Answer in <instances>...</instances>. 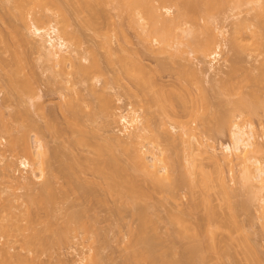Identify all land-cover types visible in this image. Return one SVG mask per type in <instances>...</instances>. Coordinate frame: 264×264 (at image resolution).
Returning <instances> with one entry per match:
<instances>
[{
	"label": "rangeland",
	"instance_id": "rangeland-1",
	"mask_svg": "<svg viewBox=\"0 0 264 264\" xmlns=\"http://www.w3.org/2000/svg\"><path fill=\"white\" fill-rule=\"evenodd\" d=\"M2 1L4 0H0V5L5 2ZM108 3L106 4L104 1L103 4V2H101V7L99 5V9H102L100 14L102 13L103 17L101 18L99 15V20L97 18V21L94 19V21H96L94 24V21L92 20V26L84 24L89 17L88 12L84 11L78 15L72 14L70 19L71 26L68 27V29L73 31L76 30L80 34V36H78V38L80 37L78 40L80 45L77 47L72 46V49H75L76 51L74 56L79 58L85 65L89 64V60L90 62L91 60L93 62V59H97L100 62L101 68H98V71L97 69L93 70L92 68V74L93 72L95 73L92 77V89H95L106 96L108 107L107 113L100 110V101L93 91L91 93L89 83L79 81V78L76 75H56L60 67H54V61H46L38 51L36 52L35 41L28 33L26 26L20 22L19 15L16 16L18 11L14 12L10 10L9 12L8 9L6 11L1 7L2 5L0 6V223L2 224L0 230L5 227L4 225L9 224L7 228H4V230L6 229L4 232L3 230L0 231V264H8V262H10L9 264H15L18 262L19 257L16 262L14 261L15 259L13 260L15 253L17 256L19 254L22 255L26 262L28 259H30L29 261L31 262L33 261L31 259H34L35 264H124L128 250L130 252L129 245H131L134 240L132 235L136 231L134 233L132 232L137 229L136 226H138L139 223L138 208L147 206L146 204L151 207L148 206L150 208L148 217L153 221H151L152 223L149 228L154 225L151 229L154 228V231L157 233V237L155 235L154 238H156H153L154 240L152 242L154 243L152 245H155L154 254L157 259H173L172 261L177 259V261H180V263L178 261L177 264H196L197 262L199 263L200 260H202L201 264H264V220L261 216L264 213V209L260 208V202L257 201V197L264 198V189L260 190V186H258L260 183L257 181H254L252 188L250 187L251 185L248 187L246 184L244 185L246 186L244 188L242 185L244 180L240 181V179H242L240 174L242 171L240 160L238 161L234 159L230 164H227L222 160L221 152L223 147L231 142L228 122L222 126L224 130L220 133H215L213 130H208L207 132L206 129H203L202 131V128H204V126L206 127L208 123L212 127L214 125L216 127L217 122L218 125L221 123H219L220 121H218L213 113H207L203 105L201 108V104L198 103L199 101H196V96L198 95L197 92L194 91V95L197 94L196 96L193 95L194 100L196 99V103H193L194 105L191 113L189 112L188 115L184 114L185 116L181 114L182 116L180 115L178 118L173 119L175 120L173 122H190L192 127H195V124H201L200 126L198 125L200 128L196 130V137L184 135L182 138L184 141L186 139H188V142L191 141L192 148L189 149L186 147L187 141L186 143H181L180 140L177 139L174 145L160 143V146L156 149L155 147L152 148L153 141L155 140L154 138L147 139L146 136H144L143 139H139L142 145H145V148H147L149 144H152L147 149L151 147L149 150L151 151V149H153L152 151L162 159L158 166H168V171L172 172V175L168 178L169 180H175L176 178H178L179 181L184 180V183L181 182L183 183L181 184L182 186L179 185L180 182H177L179 188L177 186V190H175L176 193H173L174 195L176 194L175 196L173 195L171 197L163 191L154 192L152 190H148L149 197L144 199L130 198L125 193L118 195L114 189L107 188V180L94 171L93 164L92 168L91 166L89 167L86 165V161H88L87 159L92 158L95 161L101 162L108 158V154L98 153L97 148L99 146H103V148L108 146L107 148H110L111 152L121 161L127 160L128 148L130 146L126 144L129 140L127 139L126 142L124 128L117 121L120 114L130 112L129 104H131L132 110L137 112L136 115L139 114L142 121L148 118L147 108L143 99L141 97L138 98L133 95H128L126 90L128 80L125 73L124 58L126 56V51L128 50L127 40L129 39L132 42V48L134 51L140 48V44L135 31H131L129 28L127 29L128 24L124 19L125 16L124 18H120V16L118 17L117 13L119 11H117L116 8H113L114 5L112 3L113 6L110 2ZM6 6L4 4L5 8H7ZM30 8H27L26 11L29 12ZM53 8L50 6V10L46 11L52 19L49 20L50 22H47V20L45 22V20H43V24L42 22L39 24L41 28L47 29L52 24L57 26L58 29L62 27L61 22V24H58L59 19L57 20L58 16ZM250 8L252 9L250 5L243 6L238 15L235 14L236 12L225 13L223 14L224 16L222 15L223 17L219 16V19H215V22L212 23L213 32L217 36L216 40L220 45V55L218 56V61H216L215 66H220V68L223 66L222 68H225L224 64L225 66L226 64L228 65L225 60L228 59L227 57L230 55L232 56V54L229 53V47L226 46L229 44L227 41L230 40L229 37L232 35L231 32L232 30H235L234 28H236V24L239 21L243 20L245 23H251V21H253V18L251 19L250 17H254V13L258 12V10L256 9L257 11L254 12V10H251ZM100 10L97 9L96 11L98 12ZM104 12L105 14H103ZM27 13L25 14L27 15ZM29 13L28 15L31 17L33 10H31L30 14ZM14 16L18 17V19L14 18ZM30 17H28V19ZM33 19L34 18L31 20ZM120 26H123L121 27L122 31L123 28H125L124 38L119 32L121 31V28L119 29ZM14 28L15 31L18 29L22 34L27 35L30 43L27 44L24 42L25 45H22L21 41L23 43V40L19 42V39L14 36L18 34H15V31V33L12 32ZM20 32L19 35L21 34ZM11 33H14V35L12 34L13 37L11 36ZM248 34L249 32H247V35L244 34L241 40L242 44L247 46L246 51L243 54V60L240 58V65L243 66L241 67V70L244 68L242 71H244L243 73L245 74L250 70V72L253 70V73H257L262 63L264 64L263 50L256 42V38L250 37L251 35ZM75 43V45H77L76 40ZM232 57L233 59L235 58V56ZM82 58H87V60L84 61ZM174 61L186 63L183 59L179 61L178 58H175ZM5 63L11 65L13 69L18 66V68H20V65L21 67L22 65L25 67L26 71L22 70V67V71L19 73L21 74L22 72L24 77L25 75L29 76L26 78L35 79V83H33V79L31 81L33 83V93L35 94H32L30 89L29 92L28 86L25 83L27 81L22 82L25 78L21 76L22 74L20 75L21 78L18 73L17 75L22 79L19 80L21 82H19L20 86L22 88L24 87L22 90H24L25 93H23V91L21 92L20 86L18 91L20 90L19 92L21 93H17V89H14L13 92L11 91V88V92L9 93L11 95L7 93L9 92V87H6L7 80L3 71V64ZM143 63L150 68L154 67L155 64L153 61L147 59H145ZM206 66V64H201V67L203 68ZM245 69H247V71ZM67 70L70 71V69ZM27 71L29 74L32 73L33 77L32 74L29 75ZM243 73L241 74L243 75ZM201 76L203 87L211 90L212 85L215 84L214 81L212 84L213 76L210 73L205 72V70L201 73ZM19 77L16 79H19ZM174 77L176 76H173V78ZM64 79H68L71 82L65 84L63 81ZM168 79V77H164L163 80L166 81ZM27 84L29 85V83ZM259 88L262 99L261 101H264V82ZM209 91L207 92L209 93ZM5 94H8V96ZM33 95L34 99H29V97H33ZM5 96L9 98L6 99ZM217 97L219 98L220 96ZM218 98H213L212 100L213 104H216L217 106V110L213 111H216L218 115L227 114L229 117L230 115L232 117V112H228V108H230L228 107L229 105H224V107L222 105L227 97L221 96V98H219L222 99L221 101ZM70 100L73 101L75 105H78V108L76 107V110L78 109V111L75 117H72L64 106L65 102ZM217 101L221 102L222 106H218L219 103ZM33 103L35 104L33 105ZM25 107L33 113V117H31V115L29 116L30 112L23 109ZM19 110H25V112L23 111V115L22 111ZM38 110L40 111V114ZM18 112H20L21 115H18ZM259 112H261V114ZM259 112V116L258 114L256 115L257 117L250 116L252 119L249 120L253 127L252 130L254 129L255 141L259 147V151H257L258 148H252L247 155L264 164V113H262L261 110H259ZM41 113H44L43 117H41ZM234 114L236 115L237 113L233 112V115ZM27 115L30 118L25 117ZM156 115L159 116V113H156ZM242 116L245 115L243 114ZM233 118L232 120L235 121ZM247 118L249 119V117ZM29 119L33 122V128L28 125L30 123ZM241 119L242 118L238 119L236 122L239 123L240 126L244 123V125H246L248 121H243ZM73 122L75 123L73 124ZM4 125L6 128L9 127V133H4ZM164 126L168 130H171L169 123ZM171 131L175 138H178V129ZM198 131L202 133L199 135ZM15 137H17L19 142H27L29 147H31L30 150H32V152L37 148V140L38 142L40 141L42 146H44V153L46 155V158L45 155L44 158L47 160H45L47 168L44 167V175H41L38 171H34L37 174L35 175L36 177L39 175V179H35L36 177L33 178L34 175L32 176L29 169L26 170L20 167L19 161L26 156L22 153L24 151H21L22 143H20V145L16 142L17 139ZM114 137L124 139L123 142H120L124 144L117 145V142H114ZM10 139H13V142L18 143V146L15 144L16 149L13 148L12 150L8 147L10 146ZM23 139L24 141H21ZM78 139L80 141L82 140V143L80 142V144H77ZM84 140L86 141V144L83 143ZM214 155H216L217 159L213 158ZM65 161L67 162L65 163L66 166L68 163L70 166H74L73 168L67 166L72 168V171L69 170V168H64L66 166L63 167L62 163ZM49 164H51L52 167ZM9 165L11 167H9ZM59 165H62L64 169L69 170V174H73L74 172L72 179L70 180V177L68 178L71 182L68 181V179L66 180L63 171H59V169L56 168L60 167ZM197 166L202 167L204 172L210 174L212 178V183L211 181H209L210 183L208 182L210 185L205 184L206 182H203V179L201 180L203 177H200L201 173L198 171ZM49 168L51 171L54 169L57 170V175L60 174L59 176H62V180L65 179L67 183L69 182L68 186L66 182L64 183L60 179L58 180L57 177L53 175L54 173H51ZM63 168L60 170H64ZM171 168H175L174 171H172L173 169ZM35 170L38 169L35 168ZM218 173H221L225 178L226 184L223 187L224 191H222V186H220V182L218 181ZM40 175L42 177L44 176L45 181L49 180V183H52L51 185L56 189H54V195H57V192L60 193V190L62 189L65 191L66 196L65 194L64 196L63 194L57 195V198H53V200L56 199L54 202L53 200H50L53 204L50 203L51 206L49 204L48 206L50 207L47 209L38 204L39 202L36 203L40 205V208H38L39 206L28 205L30 202L27 203V205L30 206L28 208V206L25 205V203L29 201L26 199L27 196L32 194V191L34 193V190H32L34 187L35 190L39 188L40 182L41 186L44 182ZM13 177H20V179L25 177L27 180L24 178V180H22L24 181L23 184L20 181L19 183L25 185V182L31 181L33 182L32 184L31 182L29 183L31 184V188H25L28 184L24 187L16 184V180L13 181ZM168 179L162 180H167V182L162 183L163 186L168 183ZM189 179H193L192 183L195 184H192V187L187 184ZM38 180L40 181L38 182ZM73 180L76 181L77 185L80 184L79 190L77 189L79 185L74 186L75 182L72 184ZM194 181H200L201 183L197 184V182L195 183ZM46 183L48 182L46 181ZM171 183L169 182V184ZM70 184H72V186H70ZM144 186L146 185L144 184ZM163 186L162 189L164 188ZM81 187H83V190H81ZM249 188L251 190L253 189V192L256 193L255 197L252 196V194H249L251 191L248 193ZM89 189H91V191H88ZM38 191H36L37 194ZM225 192H227V194ZM33 196L34 195H32V197ZM32 197H30V201H32ZM226 197H228L227 201ZM45 203L43 205L47 206L48 202L46 201ZM242 205L245 208L242 207ZM32 206L36 208L34 209ZM261 210L263 212L262 214ZM180 211H185L184 215L182 214L180 216L185 217L189 215V217L185 218V226H188V228H185L186 230H183V232V227L178 226L179 224L174 225L169 219V216L172 218L170 215L172 212L176 215ZM28 212L29 215L33 217H28L30 221L32 220L31 222L26 220L28 219L26 218ZM185 213L187 215H185ZM209 217L211 219L210 223H208L209 221L207 222ZM26 222L29 225H27ZM25 224L27 228H24ZM83 224L86 226H82ZM198 224H200V228L203 230L202 234V231H198L200 229L198 228ZM19 225L21 227L23 226L22 232L18 231L21 229ZM13 226H17L18 230L17 228H13L14 231H12L11 227ZM8 227L10 229H8ZM83 227L86 232L83 231ZM208 227L213 229V235L209 232L211 230H209ZM149 228L148 230L150 231L151 229ZM9 230H11L12 233L10 235ZM35 231H39V235ZM205 231L206 233H209L207 235H210V237L212 235L213 239L207 236ZM1 232H3V234L6 232L8 234L5 235L9 236H2L3 234ZM197 232L200 233V236L198 235L195 237L194 235L198 234ZM33 233H35V235L37 234V236L40 237V240L39 237L37 240L33 239ZM30 236L34 242L31 241ZM35 237L36 236H34V238ZM28 238L31 242H27H30L31 246L28 244L25 245V240ZM210 239H212V241H210ZM198 243L203 244V248L198 250V252L196 250V255L194 256L196 258L197 254L198 256L200 255L202 259L199 261L193 257V253L188 254V249H193ZM6 247L11 255H13L12 259H10L11 261L13 260L14 263L11 261L6 262V259H9L10 255L8 257L6 255V259L3 257L2 254L5 252L4 249ZM250 248L251 250H254L255 255L259 258H256L259 260V263L257 260L254 263L250 260V255H246V252L249 254ZM192 249L189 252H191ZM94 253L98 254V256ZM92 254L95 255L93 256L95 259L92 261L94 263H90ZM23 257H21L22 260ZM96 257L101 260H98ZM190 258L195 260H192L191 263ZM254 258L253 260L255 261ZM196 260L197 262H195ZM28 262L27 264H30Z\"/></svg>",
	"mask_w": 264,
	"mask_h": 264
},
{
	"label": "bare ground",
	"instance_id": "bare-ground-1",
	"mask_svg": "<svg viewBox=\"0 0 264 264\" xmlns=\"http://www.w3.org/2000/svg\"><path fill=\"white\" fill-rule=\"evenodd\" d=\"M4 1L2 2H4L5 6L8 5L9 3V5L6 6L7 8L4 7L3 3L1 4L2 6L1 5L0 6L4 8L6 11L7 9L9 12L10 10L14 12L18 11L17 15L16 14L15 15L16 16L19 15L20 22H22L26 26L28 33L35 41L36 52L38 51V53H40V55L46 61H54V67H60L56 75H67V76L76 75L79 78V81L89 83L91 93L93 91V93L97 95V98L100 101V108H101L100 110L106 113L108 112L106 96L103 93L95 89H92L93 88L92 77H93V74L95 75L94 72L92 74V68L93 70L97 69L98 71L101 68L100 62L97 59L95 60L93 59V62L92 60L91 62L89 60V64L85 65L80 61L79 58L74 56V53L76 51L75 49H72V46L77 47L78 45H80V42L78 41L80 38V37L78 38V36H80V34L75 29H74L75 31L68 29V27L71 26L70 19L72 17V14L78 15V14H81V12L83 13L84 11H87L89 17L88 19H86L85 21L86 23L84 22V24L85 25L87 24V26L88 25L92 26V22L94 21V19L97 18L99 20V15L101 18L103 17L102 13L100 14L102 9L101 10L99 9V5L101 4V2H103L104 4V1H105L106 4L108 2H110V4L112 3L114 5L113 8H116V10L119 11L117 13L118 17L120 16V18H124L125 16L124 19L128 24L127 29L129 28V30L131 29V31H135L136 37L140 44V48L134 51V49L132 48V45H133L132 42L129 39L127 40L128 50L126 49L127 50L126 56L124 58L125 73H126V77L128 80V86L126 90H127L128 95H131V96L133 95L138 98L141 97L143 99V102L147 108L146 110H147L148 118L142 121L141 120L142 118L139 117V114L136 115L137 112L132 110L131 104H129L130 106L129 113L120 114L118 116L117 122L121 124L124 128V132L126 133L125 134L126 142H127V139L129 140L128 141L129 143L127 142L126 144L130 146L128 148L127 160L121 161L118 157H116L111 152L110 148H107L108 146L104 148L103 146H99L97 148V151L99 154H108V158L106 160L98 162V161L93 160L92 158L87 159L88 161H86V165L89 167L91 166L92 168V164H93L94 171L102 175V177H104L107 180V183H106L107 188L114 189L118 195L125 193L127 194L128 197L134 198V199L148 198L149 197L148 190H152L154 192L163 191L164 193H167L169 196L172 197L174 195L173 193H176L175 190H177V186L178 188H179V185L182 186L181 184L184 183V180H181L179 178L181 180L179 181L178 178L175 179V177L174 179L176 181L173 179L169 180L168 178L170 177V175H172L171 174L172 172L168 171V166L166 165L162 167L158 166V164L160 163L162 159H160L159 155L155 154L152 151L153 149H151L152 152L149 150L151 147L147 149L152 144H149V146L145 148V145H142L139 139L141 138L143 139L144 136H146L147 139L154 138L155 140L153 141L152 148L155 147L156 149L158 148V146H160V143H165L166 145H170V144L174 145L177 139H179L181 143L183 142L186 143L187 141L186 147L189 149L192 148L191 143H190L191 141L188 142V139L184 141L182 138L184 135H190L194 137L196 130L200 128L199 126L201 124L200 125L195 124V127L194 126L192 127L190 125V122H182V123L173 122L175 121L173 119L178 118L181 114L188 115L189 112L191 113V111L193 110L192 109L194 105L193 103L194 102L196 103V101L197 102L199 101L198 103L201 104V108L203 105L207 113H210V114L213 113L214 116L218 119V121H220L219 123L221 124L223 123L222 125L221 124L218 125V122H217L216 127L215 125L212 127L208 123L206 127L204 126V128H202V131L203 129H206L207 132L208 130L210 131L213 130L215 131V133H220L222 132V130H224L222 126L225 125L226 122H228V128H229L228 130L230 131L229 135L231 139V142H230L231 144L229 143L223 147V150L221 152L222 160L227 164L232 163L234 159L238 161L240 160V164L242 166V169H241L242 171L240 173L242 179H240V181L244 180L242 182V185L244 188L246 186L249 187L250 185H251L250 187L252 188V186L254 185V181H257L258 183H260V185H258L260 186L259 187L260 190L264 189V164H262L259 160H256L247 155L249 151H251L252 148L254 149L258 148L257 151H259V147L255 141V135L253 131L254 129L252 130L253 127L251 125V121L249 120L252 119L251 117H257L256 116L257 114L259 116L261 114L259 110H261L262 113H264V101H261L262 99L260 96L261 94H260V88H259V86L262 85V83L264 82V64L262 63L257 73L256 72L253 73V70L252 72H250L251 70L247 71V69H245L247 71L246 74L243 73L244 71L242 70H244V68L241 70V67L243 66L240 65V58L243 60V54L245 53L246 48H247V46L242 44L241 40L244 34L247 35V32H249L248 35H251L250 37L256 38V42L259 44V46L264 52V0H4ZM247 5H250L252 9L254 10V12L257 10L258 12L254 13L255 14L254 17H250L251 19L253 18L252 19L253 21H251V23L250 22L245 23L243 20H241L236 24V28H234L235 30L234 31L232 30L231 32L232 35H230L231 37H229L230 40L227 41V43L229 44H227L226 46L229 47V48L227 47L229 49L228 51H230L229 53L232 54V56H235V58L233 59L231 55L227 57L228 59H226L225 61L226 63H228V65L226 64L225 66L224 64L225 68H222L223 66L221 68L220 66L219 67L215 66L216 61H218L217 60L218 56L220 55L219 54L220 45H219V42H217L216 40L217 36L213 32L212 23L215 22V19H219V16L223 17L224 16L223 14L228 13V12L230 13L236 12L235 14L238 15L242 7L247 6ZM50 6H52V8L55 7L53 9L56 10V11L54 10V12L58 16L57 20L59 19L58 21L59 23L58 22L56 23L58 24L62 23V27H60L59 29L57 28V26H54L53 24L50 25L49 28L47 29L41 28L39 26L41 22L43 24V20H45V22L46 20L47 22H50L49 20L52 19L51 16H49L46 13V11L50 10ZM27 8H30V11H29L30 13H31V10H33V14L31 15V17L34 18L33 20L35 21L31 20L32 18L30 17V15H28L29 12L26 11ZM97 9L100 11L97 12L96 11ZM25 13H27L28 16ZM103 14H105V12ZM28 17H30L29 18L30 20L28 19ZM14 18L18 19V17H15V16ZM96 21H94L93 24ZM122 21L124 20L122 19ZM121 27L123 26H120L119 29ZM124 29L125 28H123V31H122V28H121L120 29L121 31H119L120 34L123 35L122 36L123 38L125 35ZM17 30L18 29H16L15 31V28H14L12 32L15 31L16 33L15 32L14 33L18 35H14V33H11V36L12 37L13 35L16 36L19 39V42L23 40V43L21 41L22 45H25V43L27 44L30 43V40L27 37V35L22 34L20 30H18L21 33L20 34L21 36H20ZM75 32H77L79 35ZM19 36L22 39H20ZM75 40L77 41V45H75L76 44ZM175 58H178L179 61L183 59V61H185L186 63H182L181 61L175 62L174 61ZM82 59H84V61L87 60V58H82ZM145 59L153 61L155 63L154 67L150 68L149 66L145 65L143 63ZM201 64H206L207 66L203 68L201 67ZM18 67L13 69L11 65L9 64L7 63L3 64V69H4L3 71L6 77V80H7L6 87H9L8 88L9 92L7 93L9 94L11 91L14 92V89H17V93H18L20 91V90L18 91V89H20L21 87L20 86L21 82L19 80H22L21 78L23 77L25 78V80L23 79L22 82L27 81L25 83L28 86V90L30 89L32 94H35L33 93L34 92L33 83H35L34 81L35 79L32 78L33 79V83H32L31 82L32 79L26 78L29 76L25 75L24 77L23 76L24 74H22V72H21L22 75L19 73L20 71L25 70V67L22 65L23 67L22 70H21L22 68L21 65H20V68ZM67 69H70V71ZM204 70L205 72H208L213 76L212 84H213V81L215 84L214 85L211 84L212 85L211 90L209 88L206 89V87L205 88L203 87V81H201L202 80L201 73ZM17 73L19 76L21 75L22 77L20 76L21 77L20 78L17 75ZM241 73H243V75ZM16 75L17 77H19V79H16L17 78ZM173 76H176V77L173 78ZM32 77H33V74H32ZM164 77H168L169 79L164 81L163 80ZM15 80H17L18 83ZM63 81L65 84H68L69 82H71L68 79H64ZM27 83H29V85ZM10 88H11V91H10ZM22 89H24V87L23 88L21 87V92L23 91V93H25L24 90ZM208 89L211 92L214 90L212 92L213 94ZM194 91L197 92L198 95L197 94L194 95L195 93ZM207 91H209V93ZM8 94L7 95L5 94V95L8 96ZM193 95L198 96V97L196 96V99H197V100L195 99L196 101L194 100ZM6 96H5L6 99L9 98ZM217 96H220L219 98H221V96L227 97V99H225L226 101L225 102L223 101V104L219 101L217 102L219 103L218 106L223 105L224 107V105L225 106L229 105L228 107L230 108H228L229 110L228 109L227 110L228 112L229 111L232 112L231 113L232 117L230 115L231 119L227 114L226 115L224 114L225 116L219 114L221 116L220 117L218 113H216V111H213V110H217L216 109L217 106L216 104H213L212 100L213 98L215 99L218 98ZM30 98L34 99V95L33 97H29V99ZM219 100L221 101L222 99H219ZM34 104L35 103H33V105ZM64 106H65V109L70 113V115L72 117H75L78 111V109L76 110V107L78 108V105H75L73 101L70 100V101H66ZM23 109H26L28 112H30L29 109L26 107ZM19 111H22V110H19ZM23 111L25 112V110ZM23 111H22V115H23ZM41 111H42V108H41ZM233 112L237 114L236 115L234 114L235 115L234 116ZM18 113H17L18 115H21L20 112ZM156 113H159V116H157ZM32 114L33 113L30 112L29 116L31 115V117H33ZM39 114H40V111H39ZM41 114H42L41 117H43L44 113H41ZM243 114L246 117L242 116ZM18 115L17 117L20 120ZM25 117H28V115ZM247 117H249V119ZM232 118L235 119V121L232 120ZM240 118H242L241 120L243 121H248L246 125H244L245 124L244 123L242 124L244 126L242 125L240 126V124L236 122ZM244 118H247L248 120ZM31 122L32 121L30 120V123L28 125L29 127L33 128L34 127L33 122L32 123ZM74 123L75 122H73V124ZM167 123H169V127L171 130L175 131L178 129L179 131L178 138L177 137L175 138L171 130H168L167 128H165L164 125H167ZM3 128L5 131L4 133H9L8 131L9 127L6 128L4 125ZM200 133L202 132H199V135ZM204 133H205V130H204ZM15 138L17 139V137ZM80 138L83 139L82 137ZM79 139L77 140L78 141L77 144L78 143L80 144V142L82 141V140L80 141ZM113 139H114V142L115 141L117 142V145L124 144V143H120V142H123L124 140L122 138L118 139L114 137ZM10 140L12 142L10 141V146L8 147L11 148L12 150L13 148L16 149L15 144H17L16 146H18V143L19 144L22 143V145L20 144L22 147L21 151H24L22 153L26 157L19 161L20 167L26 170L29 169V171H31L32 173V176L34 175L33 178L36 177L35 175H37L36 174L37 171L41 175H44L43 174L44 167L47 168V166L45 165L46 155L44 153L45 152L44 146H42L40 141L38 142L37 140V143H38L36 146L37 148L35 147L36 148L35 151L32 152V150H30L31 147H29L27 142H19L17 139L16 142L18 143H15L13 142V139H10ZM21 141H24V139ZM83 143L86 144V141L84 140ZM44 155H45V158H44ZM213 158L217 159L216 155H214ZM63 163H62L63 167L66 166L65 163L67 162L65 161ZM46 164L48 165L47 162ZM49 165L51 166V164ZM62 165L61 166L59 165L60 167H56V168H58L59 171H63V175L66 178V180L69 177L71 180L72 177L74 176V172L73 174H69L70 173L69 170L72 171L73 170L72 168L74 166L73 165L70 166L68 163L67 166H70L72 168H69L67 166L64 167V168H69V170H67V169H64ZM199 166L197 167H198V171L201 173L200 177L201 176L203 177L201 178V180L203 179L202 181L206 182L205 184H209L210 183L209 181H211L212 183V178L210 174L207 172H204L202 170L203 168ZM9 167L11 166L9 165ZM35 168H37L38 170H35ZM62 168L64 170H60ZM171 169H173L172 171H174L175 168H171ZM51 173L52 174L54 173L53 175H55L58 180L60 179L64 183L66 182L65 179L64 180L61 179L62 176L60 177L59 176L60 174L57 175V170L54 169L53 171H51ZM38 177H36L35 179L40 178ZM217 177H218V181L220 182V186H222L221 189H223V187L226 184L225 178L221 173L220 174L218 173ZM24 178L25 177H23L22 179H20V177L19 178L13 177V181L16 180L15 181L16 184L21 185V183L23 184L24 182L22 181L24 180ZM42 178L44 180V176ZM164 179H168V183H166L167 185L164 184L165 186L162 185V183L167 182V180L162 181ZM25 180L27 179L25 178ZM40 180H38V182ZM70 180L68 179V181ZM142 180H143V183L147 187L144 186V184L142 183ZM189 180L187 181L188 183L187 182L185 183H187L189 186L191 185L192 187L193 186L192 184H194L192 183L193 179L192 180L189 179ZM19 181L21 183H19ZM46 181L48 183H46ZM46 181L44 180L45 183L43 182L42 186L40 182V186L36 190L34 189L35 187L32 189L34 190L35 194L32 191V194H30L31 196L30 195L29 196L32 197V195H34L32 197L33 202L30 201L31 198L26 195L27 196L26 199L29 201L25 199L27 201L25 205H27V203L30 202V204H28L30 206L34 205L37 207L39 206L38 208H40V205H41L43 208L47 209L48 207L51 206L50 203L53 204V202L56 200V199L53 200V198H57L58 197L57 195L63 194L64 196L65 194L66 196L65 191L62 189L61 190L64 192L60 190V193L57 192L56 193L57 195H54L55 193L53 192L55 188H53V186L51 185L52 183H49V180H46ZM200 181L198 182L194 181V182L195 183L197 182L198 184V183H201ZM30 182L31 181L29 182L27 181L24 184L25 185L28 184V185L26 186L21 185V186L23 187L25 186V188L27 187L28 189H30L31 188L30 185L33 183L31 182V184H29ZM73 182H75V184ZM169 182L170 183L173 182V183L169 184ZM177 182H180V184L178 185ZM68 183L66 182L67 186H68ZM72 184H74V186L79 185L77 188L79 190L80 184L77 185L76 181L74 180L72 181ZM72 184H70V186H72ZM245 184L246 186H244ZM162 186L164 187L163 189H162ZM81 190H83V187H81ZM36 191H38V194ZM88 191H91V189H89ZM222 191H224V189ZM252 192H253V189L251 190L249 188L248 193L252 194V196L255 197L256 193L255 192L252 193ZM225 193L227 194V192ZM228 197H226V201L228 200ZM50 200H53V202H50ZM250 200H251V196H250ZM46 201L48 202L47 206H45ZM257 201L260 202V208L264 209V198L257 197ZM36 202L37 203L39 202L38 204L40 205H38ZM44 203L45 205H43ZM49 204L50 206H48ZM146 205L147 206L138 208L139 223H138V226H136L137 229L135 228L136 230L132 232L134 233L136 231L133 234L134 236L131 234L134 240L132 239L133 243L129 245L130 252L128 250L127 255L125 257L126 260L124 261V264H174V263L177 264V262L179 261V260L177 261V259L176 260L174 259L175 261H172L173 259L159 260L155 256L154 254L155 245L153 246L152 244L154 243L152 242L157 237L156 235L157 233L154 231V228L151 229L154 225L149 228V226H151V223L153 221L149 219L150 217H148L149 212H150L149 209L151 207L148 204ZM243 205L246 206L245 204ZM243 205L242 207H244ZM30 206H28V208ZM184 212L185 211L183 212L180 211L176 215H174V212H172L171 214L169 213L172 216V218H170L169 216L170 222L171 223L173 222L174 225L179 224L178 226L183 227L182 232L183 230L184 231L186 230L185 228H188V226L187 227L185 226L186 225L185 218L189 217V215L185 217L180 216L182 214L184 215ZM262 213L263 212L261 210V214ZM185 215L187 214L185 213ZM29 216L30 215L28 212V216L26 215V218H28ZM261 216L264 220V213ZM29 218H33V217L30 216ZM29 218L26 220H29V222H31L32 220L30 221ZM208 219H207V222L209 221L208 223H210L211 221L210 217ZM26 224L24 228H27ZM8 225L9 224L4 225L5 227H3L2 229L3 232L6 230V229L4 230V228H7ZM198 225H197L198 228H200V224ZM0 226H2V224ZM82 226H86V225L83 224ZM19 227L21 228L19 230L17 226L15 227L13 226L11 228H12V231H14L13 228H17L18 231L22 232L23 226L21 227L19 225ZM148 228L151 229L150 231L152 232H150ZM208 228L209 230H211L209 232H211L213 235V232H214L213 229H210V227ZM8 229L10 228L8 227ZM83 231H85V228ZM198 231L199 232L202 231L201 234L203 233V230H201V228ZM3 232L1 233L3 234ZM9 232H10L9 235L12 234L11 230H9ZM35 232L37 234L39 233V231L38 232L35 231ZM199 232H197L198 234H195L194 236L195 237H197L198 235L200 236ZM5 234H8V233L5 232L2 236H4ZM37 234L36 235L35 233L32 234V236L33 235L36 236L35 238L33 236V239L37 240V238L39 237L37 236ZM207 234L209 233H206V235ZM9 235H5V236L8 237ZM155 235L156 237L154 238ZM212 235L211 237L210 235H207V236L212 238L213 237ZM28 239L25 240L26 241L25 245L27 244L30 245L31 241L34 242L32 238H31V241L30 239L29 240ZM212 239H210V241H212ZM39 240H40V237H39ZM27 241H30V242H27ZM199 244H202V243H198L197 244L198 246L195 245L193 249L190 247L192 251L189 252L191 249L190 250L188 249V254L193 253L194 254L193 257H194L196 255V250L198 252V250H201L203 248L202 247L203 244L202 245H199ZM4 250L5 252H3V254L1 253L3 257H5L6 259L10 255L11 257L9 256V259L10 258L12 259L13 255H11L10 251L7 250V247ZM14 255L15 256L13 257V260L15 259L14 260L15 262L17 258L19 257L18 259L19 261L16 262L17 264L19 262H20L19 264H23V263L27 264V262L30 260L28 259V261L26 262L22 255L19 254L17 256L16 253ZM95 255L98 256V254H95ZM95 255L92 254L90 263H94L92 261H94L95 257L93 256ZM246 255L247 256L250 255L249 257L251 259L250 258L249 259L253 261L254 263L256 262V260L259 263V260H258L259 258L257 257V255H255L253 249L251 250L250 248L249 254L246 252ZM252 256L253 258L256 256L254 258L255 261L253 260ZM21 257H23L24 262L21 259ZM96 258L98 259V257ZM7 259H6V262L11 261V259L10 260L9 259L7 260ZM195 259L199 261L200 259H202V257L200 255L198 256L197 254V257ZM13 260L11 261L12 263H14ZM31 260H33L32 262L33 264H35L34 259H31ZM192 260L193 258L190 260L191 263H192ZM197 260L195 262H197ZM32 262L29 261L28 263L32 264ZM201 262L202 260L199 261L200 264ZM9 263L10 262H8V264Z\"/></svg>",
	"mask_w": 264,
	"mask_h": 264
}]
</instances>
